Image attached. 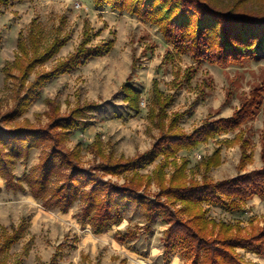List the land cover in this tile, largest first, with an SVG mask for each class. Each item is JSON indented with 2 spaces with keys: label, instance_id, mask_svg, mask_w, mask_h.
<instances>
[{
  "label": "rangeland",
  "instance_id": "1",
  "mask_svg": "<svg viewBox=\"0 0 264 264\" xmlns=\"http://www.w3.org/2000/svg\"><path fill=\"white\" fill-rule=\"evenodd\" d=\"M244 10L264 13V0L251 1ZM32 32L39 38L41 51L56 39L68 42L57 56L36 68L30 82L66 61L86 36L90 39L87 48L113 45L109 52L90 58L75 72L48 83L42 99L18 120L23 125L45 130L56 117L67 116L90 104L101 106L102 109L92 116L83 118L87 123L85 128L73 132L65 144L84 169H94L111 157L134 160L153 148L161 137L154 83L159 85L165 98L171 99L166 109V122L176 114H184L178 130L189 135L206 120L231 118L254 91L264 90V54L251 55L240 64L220 65L208 59L196 61L189 51L168 45L158 26L126 12L96 7L94 0H0V117L16 105L15 91L19 85L18 79L6 76L4 68L18 58L19 41L30 48ZM14 75L18 76V72ZM124 86L139 94L140 111L132 110L125 101ZM259 102L255 118L240 130L221 135L195 151L181 152L175 162L169 161L164 170L165 179L170 180L186 160L190 163L185 175L187 182H202L204 165L217 149L220 165L207 173V178L214 183L260 170L263 167L264 93ZM238 137L247 141V153L251 158L242 170L239 166L243 142ZM49 153L47 145L33 149L27 160L18 162L15 176L18 179L28 176ZM162 161L138 168L134 177L143 179L140 188L146 189L151 196L160 191L155 177ZM132 176L129 173L104 178L124 185ZM149 177L153 179L149 181ZM5 185L1 180L0 227L10 234L17 229L25 234L8 253L0 254V262L191 264L182 249L164 257V233L168 226L161 219H157L148 232L144 216L129 212L120 226L95 234L90 224L80 221L82 203L63 214L46 209L29 189L12 193ZM244 209L242 214H227L214 208L209 216L224 221L239 220L246 228L252 220L264 226V200H249ZM120 236H125L124 240H120ZM241 253L249 264H264V258Z\"/></svg>",
  "mask_w": 264,
  "mask_h": 264
},
{
  "label": "trees",
  "instance_id": "2",
  "mask_svg": "<svg viewBox=\"0 0 264 264\" xmlns=\"http://www.w3.org/2000/svg\"><path fill=\"white\" fill-rule=\"evenodd\" d=\"M251 1L254 0H94V4L126 12L158 26L168 45L182 47L196 61L208 59L223 65L229 62L240 64L251 55L264 54V13L244 10ZM36 37L35 33H30V48L19 41L18 58L4 68L7 77L19 82L15 91L16 105L0 117V181H5L8 192L29 189L46 209L63 214L82 203L80 221L90 224L95 234L120 226L129 212L144 216L148 232L153 223L161 219L168 226L163 241L165 258L177 249L185 251L186 260L191 264H249L241 252L264 258V226L252 220L246 228L239 220L224 221L209 216V211L214 208H220L227 214H242L249 200L255 197L264 200V132L263 167L260 170L214 183L207 178V173L220 165L217 149L204 165L206 170L202 182H187L185 175L190 163L186 160L170 180L165 179L164 173L169 161L175 162L181 152L195 151L221 135L240 130L254 119L264 90L254 91L231 118L206 120L189 135L178 130L184 114H176L166 122V109L171 99L165 98L159 85L154 83V101L158 107L156 118L161 137L153 148L134 160H114L111 157L94 169H84L65 144L73 132L85 128L87 123L83 118L92 116L102 109L101 106L90 104L77 108L67 116L54 118L45 130L23 125L18 120L30 106L42 99L48 83L75 72L90 58L109 52L113 45L87 48L90 39L86 36L66 61L30 82L36 68L57 56L68 42L56 39L41 51ZM15 71L18 76L14 75ZM123 88L125 101L132 110L140 111L139 94L129 87ZM238 139L243 142L239 166L242 170L251 158L247 153V141L241 137ZM44 145L49 147L50 153L28 176L18 179L15 176L18 162L27 160L33 149ZM160 159L164 162L157 168L155 177L160 191L151 196L146 189L142 191L140 188L143 179L138 181L134 177L138 168H146ZM129 173L133 176L124 185L104 178L106 175L120 177ZM152 179L149 177L148 180ZM179 205L181 209L177 208ZM24 234L21 229L10 234L0 227V254L8 253ZM119 238L124 240L125 236ZM0 264L7 262L1 261Z\"/></svg>",
  "mask_w": 264,
  "mask_h": 264
},
{
  "label": "crops",
  "instance_id": "3",
  "mask_svg": "<svg viewBox=\"0 0 264 264\" xmlns=\"http://www.w3.org/2000/svg\"><path fill=\"white\" fill-rule=\"evenodd\" d=\"M261 161V160H260ZM262 164V163H261ZM255 198H259V197H255ZM255 198H253V199H255ZM260 200H262L261 198H259ZM250 255V254H249ZM254 256H256V255H254ZM256 257H258V256H256ZM260 258V257H259Z\"/></svg>",
  "mask_w": 264,
  "mask_h": 264
}]
</instances>
